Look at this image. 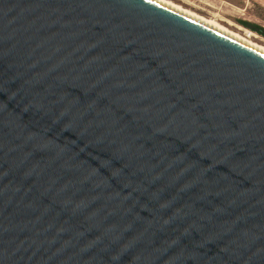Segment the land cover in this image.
<instances>
[{"label":"water","instance_id":"95a60500","mask_svg":"<svg viewBox=\"0 0 264 264\" xmlns=\"http://www.w3.org/2000/svg\"><path fill=\"white\" fill-rule=\"evenodd\" d=\"M0 264H264V52L158 0H0Z\"/></svg>","mask_w":264,"mask_h":264},{"label":"rangeland","instance_id":"374dc122","mask_svg":"<svg viewBox=\"0 0 264 264\" xmlns=\"http://www.w3.org/2000/svg\"><path fill=\"white\" fill-rule=\"evenodd\" d=\"M173 3L207 18H213L224 27L264 45V36L242 27L236 19L242 18L264 27V7L254 0H170ZM241 26V28H238Z\"/></svg>","mask_w":264,"mask_h":264},{"label":"bare ground","instance_id":"6f19581e","mask_svg":"<svg viewBox=\"0 0 264 264\" xmlns=\"http://www.w3.org/2000/svg\"><path fill=\"white\" fill-rule=\"evenodd\" d=\"M158 1L165 3V4L175 8V9H177L183 13H186V14H188V15H190V16H192V17H194V18H196V19H198L204 23H207V24H209V25H211V26H213V27H215V28H217V29H219V30H221V31H223V32H225V33H227V34H229V35H231V36H233V37H235V38H237V39H239V40H241V41H243V42H245V43H247V44H249V45H251V46H253V47L264 52V45H261V44H258L256 42L252 41V40H249V39L241 36L240 34L224 27L223 25H221L218 21L214 20L213 18H207V17L201 16L199 14H196L195 12L188 10L186 8H183V7L173 3L170 0H158ZM238 28H241V26H238Z\"/></svg>","mask_w":264,"mask_h":264},{"label":"trees","instance_id":"16d2710c","mask_svg":"<svg viewBox=\"0 0 264 264\" xmlns=\"http://www.w3.org/2000/svg\"><path fill=\"white\" fill-rule=\"evenodd\" d=\"M235 21L237 24H239L243 27H246V28H249V24H253L255 27L250 28V29H252L253 31L257 32L258 34L264 36V27L263 26L258 25V24L253 23V22H250L248 20L242 19V18H238ZM257 28H259V29H257Z\"/></svg>","mask_w":264,"mask_h":264},{"label":"crops","instance_id":"0c3cea01","mask_svg":"<svg viewBox=\"0 0 264 264\" xmlns=\"http://www.w3.org/2000/svg\"><path fill=\"white\" fill-rule=\"evenodd\" d=\"M255 2H257V4H259L260 6L264 7V0H254Z\"/></svg>","mask_w":264,"mask_h":264}]
</instances>
